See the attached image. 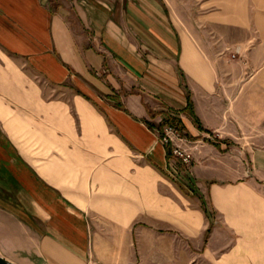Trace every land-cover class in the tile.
<instances>
[{"label":"crops","instance_id":"0c3cea01","mask_svg":"<svg viewBox=\"0 0 264 264\" xmlns=\"http://www.w3.org/2000/svg\"><path fill=\"white\" fill-rule=\"evenodd\" d=\"M260 91L264 0H0V254L264 264V149L234 157Z\"/></svg>","mask_w":264,"mask_h":264},{"label":"rangeland","instance_id":"374dc122","mask_svg":"<svg viewBox=\"0 0 264 264\" xmlns=\"http://www.w3.org/2000/svg\"><path fill=\"white\" fill-rule=\"evenodd\" d=\"M240 54L237 55V57H234L235 50L230 51V58L232 59H239L241 57V54L243 53V50H240ZM258 99L261 102L260 106L257 107L256 111L252 112L249 110V113L247 114V117L249 119V122L247 124L248 130L243 131V138L244 141L239 143V146L234 147V154L235 159L237 160V170L239 171H245L253 169V160L251 159V154L253 153L254 149H264V93L260 91L258 93ZM240 101L239 99L230 98L228 100H225V104L227 106L230 104L233 108L236 106V102ZM249 107V106H248ZM251 107V105H250ZM253 110V109H252ZM193 149V148H191ZM193 152V151H192ZM194 154L190 161V163L193 165ZM169 243L172 245H175V239H171L169 237ZM168 243V244H169ZM143 254L138 256L139 261H143V258H145ZM159 257L158 255H152L151 261L153 264H159ZM147 258V257H146ZM168 258V264H176L177 262V256L176 255H170ZM16 264H29V262L25 261L22 257L18 260V263Z\"/></svg>","mask_w":264,"mask_h":264},{"label":"built area","instance_id":"2783aa9c","mask_svg":"<svg viewBox=\"0 0 264 264\" xmlns=\"http://www.w3.org/2000/svg\"><path fill=\"white\" fill-rule=\"evenodd\" d=\"M240 47L235 49L234 57H237L240 54ZM160 139L163 143L170 145H174V154L176 155V159L179 162L190 164V161L193 157V152L191 148H188L187 145L190 142V138L186 135L182 130L176 127L173 124L165 123L164 127L160 129L157 128Z\"/></svg>","mask_w":264,"mask_h":264},{"label":"trees","instance_id":"16d2710c","mask_svg":"<svg viewBox=\"0 0 264 264\" xmlns=\"http://www.w3.org/2000/svg\"><path fill=\"white\" fill-rule=\"evenodd\" d=\"M190 105H191V101H190ZM167 115H168V118L166 120L160 122L158 124V127L160 129H162L164 127L165 123H170V124H173L176 127H178L180 130H182L187 135V133L185 132L186 126H185L184 122L182 121V119L179 116H177V115H172V114H169V113ZM196 120H197V117H196ZM148 123H149V125L151 127H154L153 123H150V122H148ZM205 140L211 141V142H215V141H213L210 138H208V139L205 138Z\"/></svg>","mask_w":264,"mask_h":264},{"label":"water","instance_id":"95a60500","mask_svg":"<svg viewBox=\"0 0 264 264\" xmlns=\"http://www.w3.org/2000/svg\"><path fill=\"white\" fill-rule=\"evenodd\" d=\"M0 264H16V263L0 254Z\"/></svg>","mask_w":264,"mask_h":264}]
</instances>
